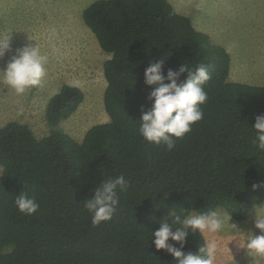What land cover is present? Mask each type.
Instances as JSON below:
<instances>
[{
	"label": "trees",
	"instance_id": "obj_1",
	"mask_svg": "<svg viewBox=\"0 0 264 264\" xmlns=\"http://www.w3.org/2000/svg\"><path fill=\"white\" fill-rule=\"evenodd\" d=\"M82 17L110 53L103 63L109 120L91 126L81 141L59 127L37 138L25 123L0 126V264H176L152 240L161 221L171 223V212L221 206L243 220L264 201V152L252 129L264 115V83L228 80V51L168 0H94ZM162 58L165 76L184 64H205L212 74L203 119L172 151L138 131L155 87L145 84L144 72ZM84 96L64 84L48 101L47 122L69 118ZM121 174L129 183L118 193L117 213L94 227L85 200L103 179ZM22 192L35 197L38 214L18 211L14 201ZM186 241L183 251L194 254L207 242L198 230Z\"/></svg>",
	"mask_w": 264,
	"mask_h": 264
},
{
	"label": "rangeland",
	"instance_id": "obj_2",
	"mask_svg": "<svg viewBox=\"0 0 264 264\" xmlns=\"http://www.w3.org/2000/svg\"><path fill=\"white\" fill-rule=\"evenodd\" d=\"M93 1L0 0V37L10 38L12 48L0 58V68L26 43L37 44L49 57L42 83L23 95L15 94L0 79V126L9 121L25 123L37 138L59 127L81 141L91 126L109 120L103 103V63L110 53L101 49L82 17ZM168 1L176 11L190 17L194 27L205 33L211 43L226 45L231 55L228 80L264 83V0ZM64 84L79 87L84 100L69 118L51 126L45 109ZM216 211L226 212L221 206ZM256 211L264 212V201L243 220L231 217L223 231L204 233L206 241L214 240L218 245L214 264H264V258L252 256L245 247L249 230L259 234L254 227Z\"/></svg>",
	"mask_w": 264,
	"mask_h": 264
},
{
	"label": "clouds",
	"instance_id": "obj_3",
	"mask_svg": "<svg viewBox=\"0 0 264 264\" xmlns=\"http://www.w3.org/2000/svg\"><path fill=\"white\" fill-rule=\"evenodd\" d=\"M12 51L10 38L0 37V58ZM49 57L42 54L37 44L26 43L15 50L4 68H0V79L3 84L17 95H23L31 88L39 86L47 75L46 65ZM165 59L150 63L145 69V84L155 86L148 94L152 101L151 107L142 111L139 134L149 143L165 145L168 151L175 148L176 140L182 139L192 131V126L203 119L202 105L208 100L205 85L212 79V74L205 64H199L194 69L187 64L178 70L168 69L165 76L162 72ZM187 73L186 79L181 75ZM167 81V82H166ZM253 143L258 150L264 152V115L255 117ZM4 166L0 164V173ZM128 180L123 174L103 179L96 188L94 196L86 199L84 207L90 213L92 225L99 226L110 221L120 206L118 193L126 191ZM260 185H253L256 189ZM18 211L29 217L39 213L40 205L35 197L22 192L14 201ZM172 216L171 223L161 221L159 229L153 232V242L157 250H165L175 259L176 264H214L218 251L217 243L207 241L199 247V254L185 253L183 248L186 238L195 234L218 233L230 225L231 216L227 212L210 210L207 212L184 211ZM235 226V225H232ZM254 227L259 234L249 230L245 237V247L249 254L264 258V212H257L254 217ZM179 244L176 247L169 243Z\"/></svg>",
	"mask_w": 264,
	"mask_h": 264
},
{
	"label": "crops",
	"instance_id": "obj_4",
	"mask_svg": "<svg viewBox=\"0 0 264 264\" xmlns=\"http://www.w3.org/2000/svg\"><path fill=\"white\" fill-rule=\"evenodd\" d=\"M182 14V13H181ZM221 46V45H220ZM222 47H224L227 51H228V53L230 54V51H229V49L226 47V45H224V46H222ZM109 58V57H108ZM230 58H231V55H230ZM231 61V60H230ZM73 86H75V85H73Z\"/></svg>",
	"mask_w": 264,
	"mask_h": 264
}]
</instances>
